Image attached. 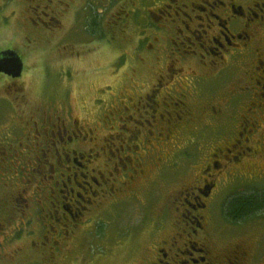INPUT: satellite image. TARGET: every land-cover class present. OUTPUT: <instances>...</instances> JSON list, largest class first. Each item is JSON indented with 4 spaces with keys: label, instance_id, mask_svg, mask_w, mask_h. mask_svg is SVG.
Wrapping results in <instances>:
<instances>
[{
    "label": "flooded vegetation",
    "instance_id": "1",
    "mask_svg": "<svg viewBox=\"0 0 264 264\" xmlns=\"http://www.w3.org/2000/svg\"><path fill=\"white\" fill-rule=\"evenodd\" d=\"M37 1L55 16L73 0ZM147 5L155 6L147 9V88L134 84L130 93L98 101L108 135L98 122L74 116L66 94L42 114L43 106L25 113L19 88L10 100L0 93L12 104V116L0 120V217L14 212L10 219L22 223L32 206L47 222L41 239L57 255L78 227L99 232L100 221L113 219L120 236L106 240L111 247L103 254H83L81 264H254L248 241L223 234L240 222L227 220L220 201L264 195L257 163L264 162V0ZM153 33L163 47L150 41ZM23 73L24 66L16 78L0 72V80L12 83ZM189 162L179 179V165ZM157 189L147 223V195Z\"/></svg>",
    "mask_w": 264,
    "mask_h": 264
},
{
    "label": "rangeland",
    "instance_id": "2",
    "mask_svg": "<svg viewBox=\"0 0 264 264\" xmlns=\"http://www.w3.org/2000/svg\"><path fill=\"white\" fill-rule=\"evenodd\" d=\"M44 4L48 5L37 0H0V49L15 50L24 66V73L18 80L4 84L0 80V93L6 92L5 98L10 100L19 88L25 113L31 107L43 106L42 114L52 112L56 103H63L66 94L74 116L82 117L91 125L98 122V132L108 135L111 130L99 121L98 101L101 98L112 101L113 93H130L134 84H144L147 88V61L152 62L147 57V9L153 10L155 6L147 5V0H73L67 6L60 5L54 16L50 6ZM90 9L101 16L95 36L84 28ZM153 37L160 38V33H153L150 41L158 48L164 46L160 40L155 43ZM11 105L0 100V120L12 116ZM202 136L198 135V140ZM189 151L197 150L191 145ZM257 163L264 167L263 161ZM190 164L179 165V179L184 178L183 173ZM27 185L32 189L35 182H27ZM2 186L0 184V199H4L1 198L5 192ZM168 189L170 184L166 192ZM159 195L158 189L156 196L152 192L147 195V223L154 218ZM225 201L226 198L220 201V207ZM30 208L32 206L25 209L27 216L22 223L15 219L16 225L20 224L18 228L14 219H10L14 212L0 217V264H81L83 254L94 257L100 253V248L103 254V248L111 247L106 240L111 239L112 243L120 236L121 230L114 220L107 218L105 222L100 221L102 230L99 232L92 227H78L75 236L57 255L58 250H49V243L40 237L48 229L42 224L45 222L42 215L37 219L38 215L35 216ZM30 212L32 214L28 215ZM221 218L218 217L219 221H224ZM223 232L233 241H248L250 252V247L253 248V263L264 264V212H257L237 224H227ZM137 240L141 241L139 237ZM49 252L55 254L52 259Z\"/></svg>",
    "mask_w": 264,
    "mask_h": 264
},
{
    "label": "trees",
    "instance_id": "3",
    "mask_svg": "<svg viewBox=\"0 0 264 264\" xmlns=\"http://www.w3.org/2000/svg\"><path fill=\"white\" fill-rule=\"evenodd\" d=\"M92 11V12H91ZM90 15L85 22L84 28L92 35L95 36L98 27L99 15L95 10L90 9ZM88 13V14H89ZM94 26V28L91 26ZM223 215L227 220L237 223L242 222L247 217L254 215L257 212H264V195L247 194L227 198L223 205Z\"/></svg>",
    "mask_w": 264,
    "mask_h": 264
},
{
    "label": "water",
    "instance_id": "4",
    "mask_svg": "<svg viewBox=\"0 0 264 264\" xmlns=\"http://www.w3.org/2000/svg\"><path fill=\"white\" fill-rule=\"evenodd\" d=\"M22 68V60L15 51L4 50L0 52V72L16 78L20 76Z\"/></svg>",
    "mask_w": 264,
    "mask_h": 264
}]
</instances>
